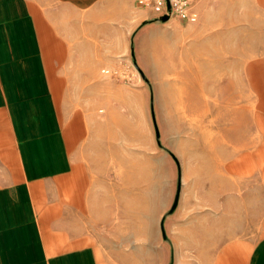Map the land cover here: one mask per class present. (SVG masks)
I'll return each instance as SVG.
<instances>
[{"label": "crops", "instance_id": "1", "mask_svg": "<svg viewBox=\"0 0 264 264\" xmlns=\"http://www.w3.org/2000/svg\"><path fill=\"white\" fill-rule=\"evenodd\" d=\"M66 4L0 0V264H164L162 240L124 217L148 207L147 89L110 45L75 41L52 9ZM222 98L217 148H189L195 177L219 183L218 237L197 246L219 249L204 264H264V100Z\"/></svg>", "mask_w": 264, "mask_h": 264}, {"label": "rangeland", "instance_id": "2", "mask_svg": "<svg viewBox=\"0 0 264 264\" xmlns=\"http://www.w3.org/2000/svg\"><path fill=\"white\" fill-rule=\"evenodd\" d=\"M189 1L185 17L167 21L138 0H67L52 8L62 11L75 41L110 45L117 68L147 89L148 207L124 217L133 236L146 223L149 244L162 240L164 264H204L205 250L218 254V247L197 245L205 234L218 237L219 183L195 177L189 148H217L222 97L229 106L243 98L245 111L264 100V0L249 8L234 0L211 7L202 0L195 8ZM195 157L205 158L202 151Z\"/></svg>", "mask_w": 264, "mask_h": 264}, {"label": "built area", "instance_id": "3", "mask_svg": "<svg viewBox=\"0 0 264 264\" xmlns=\"http://www.w3.org/2000/svg\"><path fill=\"white\" fill-rule=\"evenodd\" d=\"M141 6L152 8L160 17L169 16L182 19L185 17L189 0H138ZM194 20V18H193Z\"/></svg>", "mask_w": 264, "mask_h": 264}, {"label": "water", "instance_id": "4", "mask_svg": "<svg viewBox=\"0 0 264 264\" xmlns=\"http://www.w3.org/2000/svg\"><path fill=\"white\" fill-rule=\"evenodd\" d=\"M161 20L162 21H167V20H169V16H163V17H161Z\"/></svg>", "mask_w": 264, "mask_h": 264}]
</instances>
